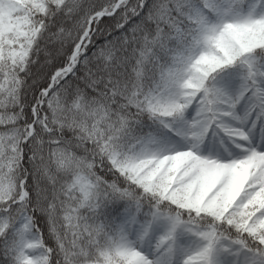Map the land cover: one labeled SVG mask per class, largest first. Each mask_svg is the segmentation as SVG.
Instances as JSON below:
<instances>
[{
    "label": "snow or ice",
    "instance_id": "obj_1",
    "mask_svg": "<svg viewBox=\"0 0 264 264\" xmlns=\"http://www.w3.org/2000/svg\"><path fill=\"white\" fill-rule=\"evenodd\" d=\"M0 264H264V0H0Z\"/></svg>",
    "mask_w": 264,
    "mask_h": 264
}]
</instances>
